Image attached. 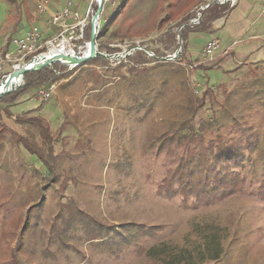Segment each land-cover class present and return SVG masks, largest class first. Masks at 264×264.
Here are the masks:
<instances>
[{
	"label": "rangeland",
	"instance_id": "374dc122",
	"mask_svg": "<svg viewBox=\"0 0 264 264\" xmlns=\"http://www.w3.org/2000/svg\"><path fill=\"white\" fill-rule=\"evenodd\" d=\"M67 1L50 0V11L60 9ZM74 1L82 12L90 2ZM212 1L110 0L104 5L100 28L107 26L96 38L98 48L103 52L107 51L104 47L121 48L120 54L129 55L99 56L74 67L61 63L67 69L54 82L57 89L51 99L39 101L40 87L36 85L22 92L14 103H0L1 256L16 247L32 205L42 204L43 209L33 213L40 217V227L49 233L47 222L58 213L60 204L73 200L79 208L104 221L163 226L160 235L147 242L153 245L172 241L191 253L190 263L264 264V196H260L264 183V18L258 17V2L252 18L229 17L225 26L217 23L214 32L220 47L210 58L204 46L213 29L188 30L198 11L202 13L201 22L205 19L208 8L202 10L201 6ZM12 16L19 20L17 27L9 23ZM48 16L39 13L38 0H0V51L9 40L13 50V39L32 29L57 37L59 46L64 39L69 41L70 34L62 35V28L48 27ZM89 29L90 25L87 33ZM183 31H188L186 43ZM254 34L259 38L251 39ZM240 38L241 42L231 45ZM85 42L75 48L77 54L86 51ZM255 44L261 49L253 48ZM180 45L181 54L167 59ZM5 70L14 71L9 65ZM201 98L204 104L198 106ZM44 109L48 110L53 131L66 125L53 148L30 119L41 117L39 111ZM183 122L186 125L180 128ZM172 131L188 138L202 135L204 144L219 136L232 141L238 134H250L253 144L246 147L241 158V190L213 204L195 207L183 206L182 197L169 200L158 196L156 186L165 175L166 155L156 154L150 147L145 149V144L150 133ZM22 138L38 154L31 153ZM190 144L196 146L194 149L200 147L193 141ZM176 150L182 152V147ZM42 159L53 165L51 172ZM66 178L70 180L62 191ZM188 202H192L190 198ZM16 216L22 219L17 224L18 235L3 238L2 230L9 231L8 222ZM70 242L73 247L49 259L39 255L38 262L146 261V257L132 251L133 246L117 256L100 246H91L81 230L70 237ZM218 246L221 253L215 259L211 256ZM50 247L55 251L57 244L51 243Z\"/></svg>",
	"mask_w": 264,
	"mask_h": 264
},
{
	"label": "trees",
	"instance_id": "16d2710c",
	"mask_svg": "<svg viewBox=\"0 0 264 264\" xmlns=\"http://www.w3.org/2000/svg\"><path fill=\"white\" fill-rule=\"evenodd\" d=\"M124 3L121 4L124 5ZM224 11L225 6L217 4L210 6L206 12L205 19L200 24L193 25L192 29L188 31H211V21L225 15L226 13ZM18 14L20 15V11H18ZM19 15L18 18L20 17ZM11 21L17 27L19 23L17 16L10 17L9 23ZM106 26L107 24L99 29L98 37L104 33ZM188 31L182 32L184 43H186ZM90 36L91 26L89 33L86 31L81 43L89 41ZM9 44L10 40L3 47V51L8 49ZM103 49H106L110 54L117 53L121 50V48L112 49L107 47ZM96 57L89 60L95 59ZM66 69L61 63H54L52 66L27 72L25 74L26 84L13 93L0 97V103H14L21 93L30 87L36 85L38 87L47 86L61 79ZM203 104L204 100L202 98L198 100V106H202ZM193 105L194 102L191 100L190 107L193 108ZM30 119L35 121L42 129L44 140L53 148L54 140L61 137L66 125L63 123L53 131L51 123L45 118L32 116ZM185 125L184 122L180 123V128H184ZM241 135L238 134L239 137L232 141H225L219 136L216 140L210 139L204 144L205 138L202 135H191L188 138L179 136L174 131L164 132L161 135L148 134L145 149L150 147L156 154L164 153L166 155V161L164 162L165 175L157 183V195L169 200L182 197L181 204L183 206L195 207L213 204L231 193L240 191L244 183L240 170L242 167L241 158L244 155L246 147L253 144L250 134L244 133V135ZM252 136L254 137V135ZM191 141L195 142L196 145L200 144V147L194 149L196 146L192 147L190 144ZM22 142L31 153L38 154L33 145L28 143L24 138H22ZM177 147H182V152L177 151ZM42 162L48 171L51 172L53 170V165L50 166L43 159ZM147 177L150 178V175L148 174ZM56 180H59V177ZM69 180L70 178H66L63 181L62 191L67 187ZM260 191L262 192L260 196L263 197L264 183ZM189 198L192 201L190 203L188 202ZM41 209L43 208L40 203L34 204L29 208L23 221L24 225L19 233L16 247H10L7 255L1 256L0 254V264H41L37 260L39 255L44 259H49L53 258L57 253L73 247L74 244L70 242V237L77 230L82 231L84 239L91 246H100V249L116 256L124 248L133 246V252L146 257L144 264H195L189 262L191 253L187 250L180 249L172 241H161L153 245L147 242L149 239L157 238L160 235L163 230V226L161 225L149 226L145 223H136L133 221L119 223L104 221L89 214L84 209L79 208L72 200L70 203L60 204L58 213L51 221L47 222V225L50 226V232L48 233L45 228L40 227V217L35 216V212L33 213L34 210L40 212ZM19 217L16 216V218L12 217L10 219L8 222L9 231L2 230L3 238L18 235L17 224L22 221ZM47 235L48 240L44 241ZM51 243L57 244L55 251L51 249ZM0 252L2 253L1 247ZM220 253L221 249L218 246L216 253L211 257L217 259ZM82 258H85L84 254H82Z\"/></svg>",
	"mask_w": 264,
	"mask_h": 264
},
{
	"label": "built area",
	"instance_id": "2783aa9c",
	"mask_svg": "<svg viewBox=\"0 0 264 264\" xmlns=\"http://www.w3.org/2000/svg\"><path fill=\"white\" fill-rule=\"evenodd\" d=\"M110 0H103V8L98 20V25L100 29V23L102 19V14L104 10V5ZM238 0H213L203 6L202 10L209 8L212 5L225 6V13L230 12ZM101 3V0H90L84 12L81 11L80 7L74 0H68L60 9L52 12L50 11V0H38V11L40 14H49L47 25L48 27H59L61 29V34L69 33V42L73 49L74 54L75 48L81 43L84 38L85 33L91 26L92 17L96 12V9ZM202 13L198 11L197 15L190 20L192 25H198L201 22ZM69 21H73L69 23ZM98 29V32H99ZM57 37H47L42 30L32 29L28 30L25 34L13 39V44L15 45L13 50L8 48L6 51H0V87L3 81L8 78L11 72H6L5 67L10 66L14 70H17L23 65L31 62L43 60L50 53V47L57 45ZM235 41L234 43H237ZM86 44L88 42H85ZM220 47L219 38L214 36L207 40L204 46V53L206 56L212 58L216 49ZM146 53L150 56H154V53L150 50H146ZM85 53V52H82ZM174 54V53H173ZM80 55V54H79ZM31 57V58H30ZM30 58V60H29ZM21 81V80H20ZM57 85L53 82L47 86L40 87L37 95L40 101H47L56 92Z\"/></svg>",
	"mask_w": 264,
	"mask_h": 264
},
{
	"label": "water",
	"instance_id": "95a60500",
	"mask_svg": "<svg viewBox=\"0 0 264 264\" xmlns=\"http://www.w3.org/2000/svg\"><path fill=\"white\" fill-rule=\"evenodd\" d=\"M103 4V0H101V3H99V5L97 6L96 12L92 17V21H91V36H90V40L88 41V53H83L82 55L79 54H62V53H58V55H60V57L58 56L55 59H51L48 60L43 59L40 61H36L34 63L31 64L28 63L26 65L21 66L20 68H18L17 70H14L12 73H10V75L8 76L7 79H5L3 81V83L7 84V87H5L4 89H2L0 87V97H3L6 94L9 93H13L14 91L18 90L20 87L24 86L26 84V79H25V74L29 71H36V70H40L44 67L47 66H51L54 63H63L66 64L62 58L65 57V59L69 60L71 63L69 64L70 67H74L82 62H86L91 58H94L96 56H104V57H122V54H120L119 52L114 53V54H110L108 51H102L98 48V44L96 41V38L98 36V29H99V25H98V20L102 11V6ZM185 24H183L184 26ZM180 34V33H179ZM182 40V39H181ZM182 52V46L180 45L179 49L174 52V54H168L166 56L167 59H175L178 57V55H180ZM125 55H129V53H125ZM15 75H20L21 76V81L18 82L17 84H13L12 83V79ZM10 83V84H9Z\"/></svg>",
	"mask_w": 264,
	"mask_h": 264
},
{
	"label": "crops",
	"instance_id": "0c3cea01",
	"mask_svg": "<svg viewBox=\"0 0 264 264\" xmlns=\"http://www.w3.org/2000/svg\"><path fill=\"white\" fill-rule=\"evenodd\" d=\"M260 2V5H261V11H260V14L258 15L259 18H264V0H238L237 4L235 5V7L229 12L227 13V15H223L221 16L220 18L218 19H215L213 21H211V26H212V29H213V33H212V37L216 36L218 37L215 32H214V27L217 23H220L223 24V26H225V23L227 22V18L231 17V18H252L253 15H252V11L256 8V5L257 3ZM239 13H242V17L240 16L241 14ZM44 15V14H43ZM225 19V20H224ZM246 20V19H245ZM264 35V34H263ZM210 37V38H212ZM219 38V37H218ZM251 39H258L259 38V35L257 34H254V35H251L250 36ZM238 42L237 43H234L235 41H233V43L231 45H236L238 44L239 42H241V38L239 40H237ZM256 50H259L261 49L262 46H258L257 44L253 45ZM9 48V47H8ZM229 47H227L226 49H228ZM225 49V50H226ZM224 50L223 53H225L226 51ZM222 53V54H223ZM230 52H228L229 54ZM235 59H237V57H235ZM244 60H247V62H260V61H249L248 59H244ZM239 61H242V60H239ZM40 101V100H39ZM41 114V117L45 118L46 120H48L50 123L52 122L51 119H50V115L49 113H46L48 112V110H42V111H39Z\"/></svg>",
	"mask_w": 264,
	"mask_h": 264
},
{
	"label": "bare ground",
	"instance_id": "6f19581e",
	"mask_svg": "<svg viewBox=\"0 0 264 264\" xmlns=\"http://www.w3.org/2000/svg\"><path fill=\"white\" fill-rule=\"evenodd\" d=\"M88 48V46H87ZM58 53H62V54H74L73 49L71 47V43L68 40H63L60 44V46L58 45H53L50 47V53L47 55V57H45L44 59H55L58 56L60 57V55H58ZM85 53H88V50L86 49ZM125 54H122V57H124ZM62 60L66 63V64H70L71 62L67 59H65V57L62 58ZM21 80V76L20 75H15L12 79V83L13 84H17L18 82H20ZM10 84V83H9ZM5 87H7L6 83H3L1 88L4 89Z\"/></svg>",
	"mask_w": 264,
	"mask_h": 264
}]
</instances>
